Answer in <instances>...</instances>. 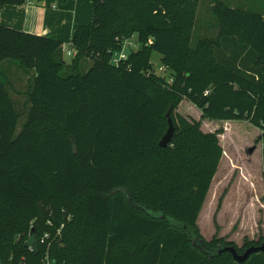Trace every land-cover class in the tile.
Here are the masks:
<instances>
[{"label":"trees","instance_id":"obj_1","mask_svg":"<svg viewBox=\"0 0 264 264\" xmlns=\"http://www.w3.org/2000/svg\"><path fill=\"white\" fill-rule=\"evenodd\" d=\"M210 6L215 34L193 42L200 0H93L70 62L56 36L0 24V63L34 73L23 111L0 66L1 263L42 264L48 251L68 264H264L261 251L243 263L219 252L263 238L239 249L207 240L197 223L224 150L217 132L177 112L181 101L205 118L246 120L264 138V13L228 0ZM133 37L141 47L112 64ZM169 117L175 132L162 147ZM48 207L69 220L52 223Z\"/></svg>","mask_w":264,"mask_h":264},{"label":"rangeland","instance_id":"obj_2","mask_svg":"<svg viewBox=\"0 0 264 264\" xmlns=\"http://www.w3.org/2000/svg\"><path fill=\"white\" fill-rule=\"evenodd\" d=\"M235 2L264 13V0H235ZM210 4L211 0H200V21H198L200 25L198 24L199 27L194 32L193 42L198 36L215 34V29L213 30L212 27L216 21ZM203 23L207 28L209 25L208 33L202 34ZM135 40L136 37H133L132 41ZM64 59L70 62L71 57L65 52ZM152 61L157 73L170 79V72L167 71L164 74L159 71L163 63L158 52L153 53ZM14 62L17 64V61ZM10 93L17 106L25 111L28 91L11 90ZM177 112L200 120L204 131L217 132L224 150L219 168L198 216L197 223L201 234L207 240L223 237L239 249H243L250 242L264 239V138L262 131L246 120L205 118L202 110L188 99L181 101ZM23 122L24 117L19 121L18 129ZM252 147L256 148L250 152ZM48 211L52 215V223L58 215L69 220L70 215H67L65 209H61L58 213L53 207H48Z\"/></svg>","mask_w":264,"mask_h":264},{"label":"crops","instance_id":"obj_3","mask_svg":"<svg viewBox=\"0 0 264 264\" xmlns=\"http://www.w3.org/2000/svg\"><path fill=\"white\" fill-rule=\"evenodd\" d=\"M230 2L233 6L241 5L235 0ZM92 19L93 0H30L23 5L0 3V24L33 34L54 35L63 44L71 41L77 27ZM17 64L14 61L0 63L11 81L8 88L12 91H29L34 73H27Z\"/></svg>","mask_w":264,"mask_h":264},{"label":"built area","instance_id":"obj_4","mask_svg":"<svg viewBox=\"0 0 264 264\" xmlns=\"http://www.w3.org/2000/svg\"><path fill=\"white\" fill-rule=\"evenodd\" d=\"M28 2H30V0H27ZM70 43V42H69ZM64 44V51L67 53L68 56L72 57L73 53H74V48L72 46H70V44ZM141 47V44L135 40V41H132V38L130 39H126L124 42H123V45H122V49L120 51H116L114 54H113V57H112V64H114L115 66H119L121 64V62L123 60H126L128 59L129 57V54L132 50H136V49H139ZM159 71L165 73L167 72V69L166 67L162 64L160 67H159ZM60 233V231L58 232ZM51 238V234L50 233H45L42 238H41V243H44L46 242L47 240H49ZM51 240V239H50ZM53 241V240H52ZM52 241L49 242V245L52 244ZM29 248L31 250L34 249V247L32 245L29 246ZM0 264H3L0 262ZM20 264H29L25 261L20 263ZM42 264H68L66 262H59L57 259L55 258H51V256L49 255V252L47 251L44 258L42 259ZM70 264V263H69Z\"/></svg>","mask_w":264,"mask_h":264},{"label":"water","instance_id":"obj_5","mask_svg":"<svg viewBox=\"0 0 264 264\" xmlns=\"http://www.w3.org/2000/svg\"><path fill=\"white\" fill-rule=\"evenodd\" d=\"M169 116V113L167 114ZM169 127L166 131V133L163 135V137L160 140V146L166 147L169 145V143L172 141L173 134L175 132V126L173 119L169 117L168 119ZM256 147L250 148V152H253ZM33 231V230H32ZM222 251H229L232 253L234 259L238 261L239 263H243L246 261L253 253L255 252H263L264 253V243L260 245H252L248 247L244 252L240 253L237 248L233 245L225 246L221 249H219V252Z\"/></svg>","mask_w":264,"mask_h":264}]
</instances>
